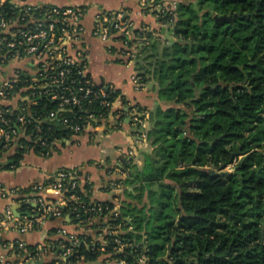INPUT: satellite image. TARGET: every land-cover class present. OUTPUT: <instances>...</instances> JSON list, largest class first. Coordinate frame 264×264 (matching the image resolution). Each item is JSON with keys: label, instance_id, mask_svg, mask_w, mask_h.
<instances>
[{"label": "trees", "instance_id": "1", "mask_svg": "<svg viewBox=\"0 0 264 264\" xmlns=\"http://www.w3.org/2000/svg\"><path fill=\"white\" fill-rule=\"evenodd\" d=\"M177 14L172 45L161 47L144 27L132 31L151 42L136 45L139 60L146 52L144 61L153 57L142 76L157 83L159 99L169 105L152 114L136 106L149 114L154 148L143 153L142 168L127 166L124 185L133 190L126 196L138 203H122L106 251L93 252L94 238L81 236L71 264L100 258L104 264H264V0H180ZM221 17L231 21L216 20ZM102 87L111 100L118 95L106 84L95 90ZM88 109L107 115L99 102ZM48 110L58 113L42 125L50 140L71 139L64 119L77 124L86 114L80 108L59 112L55 104ZM23 155L13 156L17 167ZM229 167V175H214ZM67 194L78 199L64 208L72 219L99 215L104 221L116 208L113 202L92 204L82 188ZM93 207L102 211L86 213ZM102 226L92 228L99 234ZM116 238L131 246L117 252Z\"/></svg>", "mask_w": 264, "mask_h": 264}, {"label": "built area", "instance_id": "2", "mask_svg": "<svg viewBox=\"0 0 264 264\" xmlns=\"http://www.w3.org/2000/svg\"><path fill=\"white\" fill-rule=\"evenodd\" d=\"M179 2L180 0H142V8L145 13L155 17L161 29L168 31L178 19ZM86 13L87 9L79 6H30L20 0H0V158L8 154L13 157L20 151L30 150L47 154L56 148L57 143L67 140H50L49 133L43 130V124L58 118L55 110L47 111V104H55L59 112L74 108L86 112L80 118L81 123L70 124L68 119H64V124L73 133V137L93 128L95 122L116 123L115 118L124 106L121 97L117 95L111 100L106 88L95 90L96 83L88 77L84 28ZM135 29V23L126 11L100 10L95 16L93 37L110 47L122 44L124 64L127 68H133L130 82L136 91H141L147 87V82L136 69L135 61L139 55L136 45L147 44L148 41L146 37L137 38L132 32ZM135 40L136 43L133 42ZM110 88L114 90L112 86ZM97 102L107 111V115L96 117L90 113L88 107ZM127 108L130 120L139 131L141 139L146 141L151 129L149 114L140 113L135 105ZM127 156L135 160L136 150L127 151ZM69 170L61 169L48 177L47 185L33 187L30 202L42 217L72 218L64 214V208L72 207L70 202L78 199L75 195L68 196L67 192L80 188L81 174L79 171ZM113 185L121 188L120 184ZM49 191L59 193V199L49 201L45 195ZM9 193L0 189V196L3 198L8 197ZM114 200L116 208L101 223L103 226L100 233L89 245L93 252L106 251V247L110 245L106 236L117 235L110 222L122 215V203L119 198ZM100 211L101 207L86 209L88 214H99ZM76 212L78 207L72 209V213ZM6 216L21 233L30 232L36 227L33 220L16 218L11 208L7 209ZM98 216H89L83 220L78 215L73 220L78 225L90 226L96 218L99 219ZM117 229L121 232L120 227ZM58 236L47 248L58 251L62 262L68 264L77 253V247L83 242L81 236L84 235L59 230ZM114 244L120 253L131 246L120 238L114 239ZM16 248L26 250L23 242L11 244L8 248L3 246L4 250L13 253ZM47 248L41 246L35 252L18 254L17 257L29 263L43 256ZM0 260L4 264L6 258L2 255ZM105 264L126 262L107 260ZM138 264H147V260L142 259Z\"/></svg>", "mask_w": 264, "mask_h": 264}, {"label": "crops", "instance_id": "3", "mask_svg": "<svg viewBox=\"0 0 264 264\" xmlns=\"http://www.w3.org/2000/svg\"><path fill=\"white\" fill-rule=\"evenodd\" d=\"M30 6L52 5L57 7L79 6L87 9L84 18L85 39L88 51V73L93 81L100 85L106 84L114 88L122 99L124 113L115 118L116 123L104 124L96 122L95 126L82 135L72 137L66 141H60L54 150L47 154L39 151H26L17 167L13 157L8 154L0 158V189L9 191L6 198L0 196V257L6 260L4 264H67L62 262L58 251L47 248L51 241L58 239V231L78 233L80 235L97 238L96 228L103 220L96 218L90 226H81L70 217L57 218L42 217L34 204L32 189L36 185H47L48 177L61 169H77L81 174L80 188L84 194H90L92 203L115 202V198L121 199V203H132L126 196V190L132 191L124 182L129 179L127 166L133 163L140 167V162L129 159L127 151L136 150L137 156L142 162L143 153H151L154 148L147 139L142 140L139 131L133 125L128 114L129 105L144 108L148 113H154L158 108L167 109L169 105L159 99V87L151 81L144 90L136 91L130 82L133 68H127L123 57L121 43L110 47L106 43L93 37L95 16L98 11L109 12L126 11L135 23L136 29L144 27L158 39L160 35L168 32L157 33L161 27L155 17L144 12L142 0H20ZM137 69V67H136ZM124 98L128 104H124ZM118 115V114H117ZM126 116L123 119L122 116ZM13 160L14 163L10 164ZM11 167L1 169V167ZM89 185L85 189L84 186ZM113 184H120L121 188ZM29 191V192H27ZM49 201L59 199V193L49 191L45 193ZM11 208L14 216L20 220L35 221V229L21 233L14 223L6 216L7 209ZM23 242L26 250L16 248L15 253L7 252L11 244ZM46 247L43 256L39 259L26 263L18 254L35 252L39 247ZM0 264H3L0 260ZM71 264V263H68ZM74 264H104L103 259L86 261L82 259Z\"/></svg>", "mask_w": 264, "mask_h": 264}, {"label": "rangeland", "instance_id": "4", "mask_svg": "<svg viewBox=\"0 0 264 264\" xmlns=\"http://www.w3.org/2000/svg\"><path fill=\"white\" fill-rule=\"evenodd\" d=\"M174 29V28H173ZM173 29H170V30H166V32H168L166 35H165V37L163 36V35H160V37H158V39H159V41H160V43H161V47H165V46H168V45H172V44H174L175 42H176V38H175V35L173 34ZM161 32H163V29H162V31ZM161 34V33H160ZM150 41H149V43L147 44V45H150ZM140 52V51H139ZM147 53L148 52H146V53H144V55L142 54V56H140L141 58H140V60L137 58L136 59V61H135V64H136V67H137V71L138 72H140V73H145V69L146 68H148V63L149 62H152L153 60V57H151L148 61H144L143 59H145V58H147L148 56H147ZM138 60H139V65L137 64L138 63ZM142 67H144L143 68V71H142ZM148 76V75H147ZM149 77V79H151V76L149 75L148 76ZM149 122H150V120H148ZM142 157V160H143V155L141 156ZM140 162L139 164H140V168H142V162L140 161V159L138 158V156L136 157V159H135V162ZM226 171H229V172H232L233 170H234V168L233 167H229V168H227V169H225ZM128 200L129 201H131L132 199L131 198H128ZM144 202H148V198L147 197H145V199H144ZM143 202V203H144ZM138 202L136 201L135 202V204H137ZM142 203V204H143ZM141 204V205H142Z\"/></svg>", "mask_w": 264, "mask_h": 264}, {"label": "water", "instance_id": "5", "mask_svg": "<svg viewBox=\"0 0 264 264\" xmlns=\"http://www.w3.org/2000/svg\"><path fill=\"white\" fill-rule=\"evenodd\" d=\"M216 20L217 21H231V18H227V17H221V18H216ZM166 32V30H165V28L163 29V33H165ZM14 163V161L13 160H11L10 161V164H13ZM230 173L229 172H227V171H221L220 173H217V172H214V175H220V176H225V175H229ZM32 264H37L36 262H34V263H32Z\"/></svg>", "mask_w": 264, "mask_h": 264}]
</instances>
